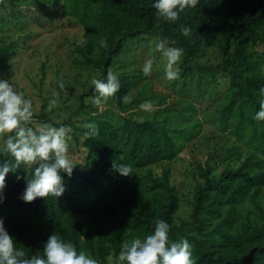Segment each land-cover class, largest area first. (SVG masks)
<instances>
[{"label": "trees", "instance_id": "obj_1", "mask_svg": "<svg viewBox=\"0 0 264 264\" xmlns=\"http://www.w3.org/2000/svg\"><path fill=\"white\" fill-rule=\"evenodd\" d=\"M69 2L68 11L78 16L85 30L76 48L81 56L78 62L99 68L98 79L106 78L126 41L157 31L170 46L183 50L186 73L202 52L220 50L219 68L230 77L223 117L226 122L233 118L237 131L251 130L249 142L258 144L262 157L254 154L217 177L209 162L198 166L205 182L196 186L190 218L179 222L180 194L170 162L178 156L180 145L169 125L171 119L129 117L117 125L99 120L98 134L84 139L85 169L76 165L70 177L60 173L65 186L62 196L27 203L21 196L28 171L22 165L7 174L0 219L16 246L28 256H42L55 232L99 264H109L108 257L115 261L123 242L150 234L154 221L163 219L170 224V240H189L193 264H264V208L255 217L246 213V203L264 194V121L254 119L262 98L259 89L264 88V0H199L196 8L187 9L175 22L157 18L154 0ZM182 25L191 27V37L182 35ZM102 39L106 48L100 45ZM12 47L0 45V73L11 67ZM142 77V73L118 75L120 89L112 98L119 108L125 107L123 96L138 87ZM94 95L90 85L80 99ZM6 136H0V148ZM7 159L0 155V162ZM114 160L131 165L134 173L121 175L112 169ZM157 166L160 172L155 171Z\"/></svg>", "mask_w": 264, "mask_h": 264}, {"label": "rangeland", "instance_id": "obj_2", "mask_svg": "<svg viewBox=\"0 0 264 264\" xmlns=\"http://www.w3.org/2000/svg\"><path fill=\"white\" fill-rule=\"evenodd\" d=\"M69 5V0H0V45H13L8 53L11 67L0 73V79L15 82L17 91L33 101L34 125L71 126L68 155L78 167L85 169L86 165L83 124L97 126L99 120H107L117 125L129 117L152 120L157 115L160 120L171 119L168 124L175 129L180 145L170 165L173 184L180 194L177 220L181 222L190 218L196 186L205 182L198 166L209 162L217 177L254 154L262 157L258 144L249 142L251 130L237 131L233 118L226 122L223 117L230 77L219 68L223 57L216 48L202 52L187 73L182 69L181 57L176 66L179 79L168 81L164 58L155 50V44L162 40L160 32L130 39L110 67L117 76L143 74L144 63L153 61L151 74L142 77L140 85L129 93L131 102L119 108L112 97L101 107L91 103L92 97L82 101L80 95L91 85L92 78L100 77L101 70L78 62L81 56L76 48L85 30L78 16L68 11ZM197 65L209 69L199 70ZM61 79L63 90L59 88ZM53 89L59 103L49 112L47 105ZM145 101L152 102V111L141 109ZM155 171L160 172L161 167H155ZM246 206V213L255 217L264 208V194L249 200Z\"/></svg>", "mask_w": 264, "mask_h": 264}, {"label": "clouds", "instance_id": "obj_3", "mask_svg": "<svg viewBox=\"0 0 264 264\" xmlns=\"http://www.w3.org/2000/svg\"><path fill=\"white\" fill-rule=\"evenodd\" d=\"M199 0H154L152 7L156 10L158 19L175 22L180 14L187 9L197 7ZM181 33L191 37L192 29L181 26ZM100 45L107 47L105 40ZM155 50L164 58V76L168 81L179 79L180 73L177 66L183 50L170 46L167 40H160L155 44ZM153 61L147 60L142 72L145 77L152 72ZM14 81V80H13ZM90 84L94 86V95L91 103L101 107L110 97L116 95L120 89L118 76L111 68L108 69L105 79L92 78ZM59 88L64 89L63 79L59 80ZM262 97L259 101V110L254 119L264 121V88L259 89ZM57 92L52 90L48 100L47 111L51 112L58 107ZM123 103L131 102L132 97L124 95ZM142 110L152 111L151 101L140 105ZM33 101L26 99L22 92L17 91L16 83L0 79V136L7 134L0 148V155L9 159L0 162V202L3 201V190L6 187V176L10 171H15L22 165L28 171L26 188L21 199L27 203L37 198L60 197L65 191L61 172L70 177L73 174L74 163L68 155L70 125L59 124L54 126L48 123L34 125ZM59 123V122H57ZM84 131L82 139H90L98 134L95 123L82 125ZM123 160V155L119 156ZM112 169L123 176L134 173L131 165L112 163ZM30 170V171H29ZM17 179H21L17 176ZM170 224L163 219L154 221V231L140 238H132L121 245V250L115 261L108 257L109 264H193L192 245L187 238L177 241L170 240ZM0 264H99L98 260L89 255L85 250H78L72 242H66L56 234H51L43 247V255H31L16 246L13 237L0 219Z\"/></svg>", "mask_w": 264, "mask_h": 264}]
</instances>
